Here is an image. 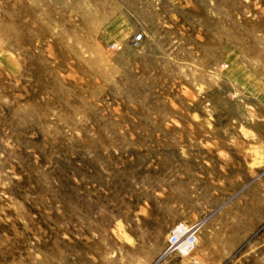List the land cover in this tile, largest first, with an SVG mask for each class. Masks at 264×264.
Wrapping results in <instances>:
<instances>
[{"label": "rangeland", "instance_id": "374dc122", "mask_svg": "<svg viewBox=\"0 0 264 264\" xmlns=\"http://www.w3.org/2000/svg\"><path fill=\"white\" fill-rule=\"evenodd\" d=\"M0 264H264V0H0Z\"/></svg>", "mask_w": 264, "mask_h": 264}, {"label": "built area", "instance_id": "2783aa9c", "mask_svg": "<svg viewBox=\"0 0 264 264\" xmlns=\"http://www.w3.org/2000/svg\"><path fill=\"white\" fill-rule=\"evenodd\" d=\"M142 40V34L137 33L132 37V44L138 45ZM112 48H120L121 46L117 42L110 44ZM196 231L195 224H186L179 222L175 224L169 231L167 238V247L164 254H170L173 252H179L183 255L190 254L196 245Z\"/></svg>", "mask_w": 264, "mask_h": 264}]
</instances>
